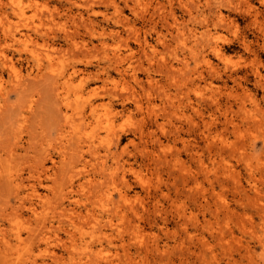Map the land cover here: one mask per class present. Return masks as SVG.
<instances>
[{
    "label": "rangeland",
    "instance_id": "374dc122",
    "mask_svg": "<svg viewBox=\"0 0 264 264\" xmlns=\"http://www.w3.org/2000/svg\"><path fill=\"white\" fill-rule=\"evenodd\" d=\"M0 264H264V0H0Z\"/></svg>",
    "mask_w": 264,
    "mask_h": 264
},
{
    "label": "bare ground",
    "instance_id": "6f19581e",
    "mask_svg": "<svg viewBox=\"0 0 264 264\" xmlns=\"http://www.w3.org/2000/svg\"><path fill=\"white\" fill-rule=\"evenodd\" d=\"M21 9H18V11H19V13H22V11H20ZM66 81H64V83H65Z\"/></svg>",
    "mask_w": 264,
    "mask_h": 264
}]
</instances>
